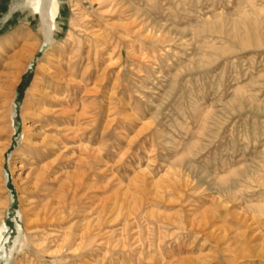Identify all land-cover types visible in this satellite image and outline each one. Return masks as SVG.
<instances>
[{
	"label": "rangeland",
	"instance_id": "374dc122",
	"mask_svg": "<svg viewBox=\"0 0 264 264\" xmlns=\"http://www.w3.org/2000/svg\"><path fill=\"white\" fill-rule=\"evenodd\" d=\"M35 2L0 0V264H264V0H56L47 42Z\"/></svg>",
	"mask_w": 264,
	"mask_h": 264
},
{
	"label": "bare ground",
	"instance_id": "6f19581e",
	"mask_svg": "<svg viewBox=\"0 0 264 264\" xmlns=\"http://www.w3.org/2000/svg\"><path fill=\"white\" fill-rule=\"evenodd\" d=\"M42 2L41 0H36V2L34 3L33 11L35 10L40 15V21H41L40 31L41 33H43L45 37V41L47 42L49 41V35L51 34V27L52 26L55 27V17L57 15L58 8H57L56 0H45ZM35 53H36L35 47L32 48L24 45L20 50H18L16 53L13 54L12 56L13 63L11 64L12 67L11 69L9 68L11 71L10 73L12 76L11 78H13L14 80L17 79V77L23 71L24 66L27 63H29V61H31V59L35 56ZM72 57L68 56L67 54L65 55L50 54L44 60L45 66L39 70L40 85L38 86L37 93L34 96V104L37 106V111H36L37 113L33 115L36 117V120H34L33 122L38 123L39 129L43 130V132L42 135L40 136L41 138L39 142L37 143L35 142L32 145L30 144L27 146L28 158L26 159L27 161L25 160L26 163L29 162L30 167H33L31 168L30 174L28 175L29 183H31L34 186L33 189L34 192H37L39 194H42L43 192L41 193V191H44V189H42L41 187L43 186V181L45 178L44 171L46 167H48L47 165L48 155L51 153L49 148L50 139L46 135L47 130H45L49 125L48 107L51 108V105L54 103L55 98L58 95L61 88L63 86L68 85L69 82L73 81L72 79L78 76L79 71L77 67V62L74 61L75 58L72 61L73 59ZM1 80L3 81L4 79ZM7 147L8 146H6L4 150H6Z\"/></svg>",
	"mask_w": 264,
	"mask_h": 264
}]
</instances>
